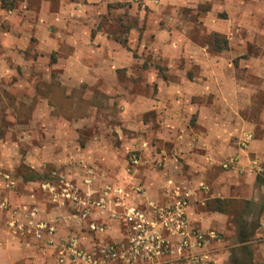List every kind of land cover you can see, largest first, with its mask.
<instances>
[{"label":"crops","instance_id":"obj_1","mask_svg":"<svg viewBox=\"0 0 264 264\" xmlns=\"http://www.w3.org/2000/svg\"><path fill=\"white\" fill-rule=\"evenodd\" d=\"M140 1L168 5L169 42L153 43L158 68L122 57L106 33L91 38L92 12L69 0L0 8V86L20 62L31 70L24 74L31 95L55 75L65 95L83 89L93 100L88 115L69 116L41 99L27 121L40 136L26 138L23 159L16 141L0 138V205L7 207L0 209V264H72L58 260L66 241L87 252L119 245L131 210L152 220L154 209L180 202L187 232L216 235L202 246L190 239L201 264H232L238 247L264 264V245L254 241L264 189V0ZM118 68L125 69L119 76ZM60 182L78 188L79 213L53 201L49 188L58 191ZM31 216L52 234L23 235ZM93 224L103 231H90ZM157 264L181 263L162 257Z\"/></svg>","mask_w":264,"mask_h":264},{"label":"rangeland","instance_id":"obj_2","mask_svg":"<svg viewBox=\"0 0 264 264\" xmlns=\"http://www.w3.org/2000/svg\"><path fill=\"white\" fill-rule=\"evenodd\" d=\"M40 1L22 0L20 2L17 0L18 5L16 8L19 11L20 9L24 10V8L33 9L40 5ZM45 1L52 8L60 0ZM69 2L75 4V6L70 5V7L82 6L92 12L90 17L95 20L98 26L96 30L91 28V38H94L95 33L98 31L103 34L106 33V37L111 43L121 46L122 57L127 52L135 60L141 59L146 61L151 67H161L157 62L156 56L158 54H156L153 48V43H168L169 35L172 34L167 24L169 17L166 2H160L153 7L154 9L140 0L132 2H110L108 0L105 2L100 1L101 3L97 0H69ZM3 11L6 10L3 9ZM177 40L178 43H184V40L181 38ZM36 51L37 49L35 50V56L38 55ZM28 52L22 51V55L26 56ZM49 56L50 63H54L56 61L55 53L51 52ZM13 68H15L13 71H15L16 76H13L12 80L3 81V85L8 87L9 90L4 86H0V138L5 139L10 137L13 142L16 141L18 143L16 147L18 156L20 159H23L25 156L26 138L32 135L40 136L41 129L38 127L31 128L27 121L32 119L35 105L41 103V99H47L55 107L59 106L61 108L59 114L69 116L88 115V112H84V109L93 100L88 95V90L83 89L73 90L69 95H65L55 81V75H53L51 84L48 87L42 89L41 84L38 83L36 85L37 94L31 95V91L29 90L30 82L26 83L24 81V74L31 71L30 68L20 62ZM116 71L119 76L125 69L118 68ZM161 71H159L160 74H162ZM39 88L44 92H41ZM73 105L79 106L82 110L78 112L68 111ZM37 114L40 115L39 112ZM13 119L17 122L14 123ZM23 167V164H21L20 170ZM241 205L243 209L244 205ZM237 227L239 229L240 225L238 224ZM261 244L264 245V242H261ZM238 248L236 254L232 257V264H252L250 258L243 253L246 251L240 247Z\"/></svg>","mask_w":264,"mask_h":264},{"label":"built area","instance_id":"obj_3","mask_svg":"<svg viewBox=\"0 0 264 264\" xmlns=\"http://www.w3.org/2000/svg\"><path fill=\"white\" fill-rule=\"evenodd\" d=\"M248 141L249 139L239 141V146L245 148ZM235 162L234 159L228 160L223 168L229 169ZM10 186H13V183H10ZM49 190L54 202H61L63 207L80 212L78 206L81 198L77 187L60 182L58 191L52 187ZM262 198L263 207L254 237V241L259 243L264 242V189ZM185 207L186 203L180 202L170 208L154 209L152 220L131 210L122 221L123 230L120 234L123 243L87 252L79 249L70 239L66 241L64 250L59 253L58 260L60 263L68 260L72 264H114L120 260L130 264H157V260L162 257H175L181 264H201L200 259L191 253L190 239H194L198 246H202L207 238L215 239L216 235L214 233L203 235L197 231L187 232ZM6 208L5 204L0 205V209ZM82 216L84 217L85 213H82ZM89 230L95 233L102 232L103 227L93 224ZM20 232L29 238L42 241L44 236L52 234V229L42 222L35 221L31 216V219L20 228ZM179 236H182V239L177 243L169 240V237Z\"/></svg>","mask_w":264,"mask_h":264},{"label":"trees","instance_id":"obj_4","mask_svg":"<svg viewBox=\"0 0 264 264\" xmlns=\"http://www.w3.org/2000/svg\"><path fill=\"white\" fill-rule=\"evenodd\" d=\"M16 3H17V0H0V8L5 9V10H11L15 7ZM243 253L249 257L248 252H243Z\"/></svg>","mask_w":264,"mask_h":264}]
</instances>
